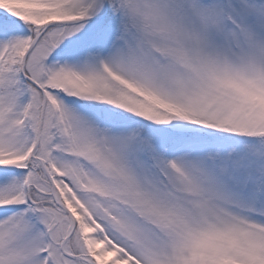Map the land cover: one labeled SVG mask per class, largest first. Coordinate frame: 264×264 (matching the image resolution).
<instances>
[{
	"label": "snow or ice",
	"instance_id": "1",
	"mask_svg": "<svg viewBox=\"0 0 264 264\" xmlns=\"http://www.w3.org/2000/svg\"><path fill=\"white\" fill-rule=\"evenodd\" d=\"M0 264H264V0H0Z\"/></svg>",
	"mask_w": 264,
	"mask_h": 264
}]
</instances>
